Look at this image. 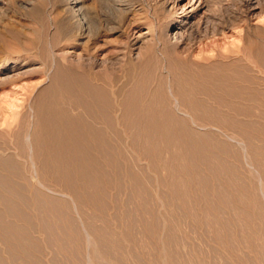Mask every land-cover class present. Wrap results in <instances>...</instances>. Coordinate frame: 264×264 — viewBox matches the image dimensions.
Returning a JSON list of instances; mask_svg holds the SVG:
<instances>
[{"label": "rangeland", "instance_id": "rangeland-1", "mask_svg": "<svg viewBox=\"0 0 264 264\" xmlns=\"http://www.w3.org/2000/svg\"><path fill=\"white\" fill-rule=\"evenodd\" d=\"M117 1L85 0V4L95 9L99 20L112 15L120 17L118 29L124 28L126 32L106 33L105 40L110 43L105 47L124 49L129 42L130 52L121 49L108 53L106 49L95 57L85 54L74 40L58 34L57 13H70L67 0H0V166L5 170L7 185L20 186L17 194L7 187L21 203L10 207L9 213L18 214L19 218L23 215L18 221L14 217L6 222L0 218V226H7L0 238L6 234L7 238H14V234L16 238L23 237L27 222L39 218L46 223L51 216L53 221L78 228L75 227L76 233L71 229V238L81 236L87 241L86 235L95 232L97 242L107 234L103 222L116 228L125 221L127 224H119L125 227L121 230H131L136 235L130 232L135 237L133 244L110 239L125 246L126 250L117 253L124 256L118 257L119 264L120 260L128 264H264V0ZM77 2L72 0L70 7ZM202 2V8L192 12L196 3L198 6ZM123 13H130L129 22L122 20ZM86 59L93 60L96 70L103 76L108 72L110 78H122L125 64L132 61L138 75L128 89L142 85L141 92L152 91L156 95L162 87L173 101L167 104L166 127L157 131L166 134V139L153 144L124 142L120 146L126 154L119 146V156L115 158L124 165L120 162L115 172L112 164L102 163L106 173L103 177L88 176L92 180L89 183L96 184V188L91 184L94 187L88 191L76 187L77 180L70 174L47 170L43 159L29 154V148L23 153L19 147L27 139V124H34L36 101L46 96L53 84L59 60L86 63ZM178 89L182 93L181 106L176 108L173 96ZM4 100L15 101L13 110L17 114L8 110ZM9 114L12 119L7 123L4 119H9ZM127 131L138 133L136 128ZM183 157L186 161L192 157L193 163L184 162ZM127 167L132 173L129 177L122 169ZM98 178L105 184L98 182ZM73 185L78 192L73 191ZM144 220L150 223L146 225L152 228V235H144ZM133 223L134 231L130 227ZM160 238L162 245L171 250L167 259L157 256L156 240ZM29 239L25 241L29 247L26 252L38 253L34 246L43 244L42 239ZM2 241L0 264H7L16 251Z\"/></svg>", "mask_w": 264, "mask_h": 264}, {"label": "bare ground", "instance_id": "bare-ground-1", "mask_svg": "<svg viewBox=\"0 0 264 264\" xmlns=\"http://www.w3.org/2000/svg\"><path fill=\"white\" fill-rule=\"evenodd\" d=\"M71 1L72 0H67V3H66L68 8L70 9L69 10L70 13H64V14L57 13V14H59L57 16V21H56V23H57L56 28H58V30H59L58 34L61 33L66 39L74 40L75 43H77V45L79 47H81L82 51L87 55H91V56L96 57L100 53L104 52V50H106V49L108 50V53H114L116 51L118 53L119 51H121L122 48L118 49V47H109V48L105 47L107 44L109 45V43H110L108 38H107L108 39L107 41L105 40L106 33H108V32L109 33H118L119 32V33H121V35L123 34V31L125 29L124 28L118 29L119 28V26H118L119 22L118 21H120V17L118 18L116 15H112L109 18L103 17L104 20H102V19L99 20L97 18V13H95V11H94L95 9H92L91 7L88 8L85 4V0H78L77 4L74 5L73 7L72 6L70 7ZM118 2H119V0L117 1V3ZM202 4H203V2L197 6V3H196L195 8L192 10V12L200 10L202 8ZM185 6L186 5H184V7ZM184 7H183V9H184ZM0 9H2L1 5H0ZM122 10H124V9H122ZM125 11H128V9H125ZM129 14L130 13H123L124 16L121 15V16H123L122 20H125V19L127 20L128 19L127 17ZM128 22H129V19H128ZM185 23H187V22H185ZM128 25L130 27L129 23H128ZM170 25H172V23H170L169 26ZM124 32H126V31H124ZM127 39H128V37H127ZM125 43H126V41H125ZM130 44H132V43L127 42L126 46H124V49L129 51V49L131 48ZM124 49H122V50H124ZM128 53L127 54L125 53V55H128ZM92 59H94V58H92ZM127 59H130V58L127 57ZM86 60H84V61H86V63H84V62H81V63L80 62H70L69 60L68 61L67 60H65V61L59 60L58 66H57L58 69L56 71V74L54 75L53 84H52L51 88L48 89L49 90L48 93H45L46 96H43V98H40V100L38 99V101H36V104L34 106L35 115H33L35 117V121H33L34 124H32L31 122H29L27 124V126H26V128H28L27 139H25V142H22V143L20 142L21 146H19V147L21 148L23 153H26V150L29 148L28 149L30 152V153L28 152L29 154L33 153L32 155L35 158L43 159V161H45V165H46L45 168H47V170H49L51 172H55V173H60V174L62 172L70 174V176L76 178V180H77L76 181L77 183L75 182L76 187L84 189L85 191L86 190L88 191V189L91 190V186L94 187L96 184L95 183H89V181H92V180L90 177H89V179L87 177L92 176V175L103 177V175L106 173V170H107V168L105 169L104 167H102L103 164L104 165H105V163L112 164L115 167V172H117V170H119V164L121 161L119 160L120 162L118 161L119 162V164H118L116 162L117 160L115 158H116V155L119 156L118 151H119V146L121 144H123L124 142L140 143V144L142 142H144V143L145 142H147V143L151 142L153 144V143L159 142L162 139H166V134L165 135H161L162 133L157 134V133H159L157 131H161V129L163 131V127H166L167 122H168V121L166 122V120H168V118L166 117L168 115V114L166 115L167 106L170 105L169 103H171V102L173 103V101H170L169 100L170 98L168 99L169 96L167 97V94L165 93L164 89L162 91V87H160V89H158L159 91H157L158 94L156 93V95L152 91H151L152 93L151 92H145V91L141 92V89L144 90V87L140 89V87L142 85L137 86V88L139 87L138 88L139 90L138 89H135V90L128 89V87H129L128 84L130 82L135 81L136 77L138 75L137 74L138 69L131 63L132 61L131 62L127 61V63L125 64V70L123 71L124 75L122 78L119 75H118L119 77L117 75H115V76H112L110 78V77H108V74H109L108 72L106 73L107 76H103L100 72H98L96 70L97 65L93 60H90V59L89 60L86 59ZM97 64H99V63H97ZM113 64H115V63H113ZM103 66H106V65L104 64ZM108 67L106 66L105 68H108ZM113 67L115 68V66H112V68ZM108 69L111 70V68H108ZM133 83H135V82H133ZM138 84H139V82L137 83V85ZM178 90H176V91H178ZM178 92H180V90ZM178 92L175 93V95L173 96L175 99L174 105L176 106V108L177 107L179 108L181 106L180 96L182 95V93L181 92L178 93ZM209 93H211V92H208L207 94L209 95ZM179 94H181V95H179ZM186 94H188V93H186ZM194 95H193V97H195ZM5 100H6V98H5ZM5 100H4V102L6 104V102L8 100L7 101H5ZM11 101L7 102V108L11 113H13V115H15V114H17V112H15L13 110V107L16 104H15V101L14 102L13 101L11 102ZM4 102H3V104H4ZM208 102L211 103L210 101H208ZM182 103H184V102H182ZM203 104H205V100H204ZM206 105H209V104H206ZM171 109H170V111H171ZM9 115H10L9 119H8V117H5V119H4L5 122H7V123H9L10 119H12V114H9ZM31 117H32V114L30 115V118ZM1 121L3 122V120H1ZM12 122H13V120L11 121V123ZM31 128H32V130H30ZM134 128L137 129V131H138L137 134L128 133L127 130H131ZM121 130L123 132H121ZM184 144H186V143H184ZM184 144H182V146ZM178 145H180V144H178ZM178 145H177V147H178ZM187 145L188 144H186L185 146H187ZM182 146L180 148L183 151L184 149ZM185 146H184V148H185ZM187 147H189V146H187ZM20 148H19V150H20ZM170 148H175V147H170ZM190 148L192 150V147H190ZM190 148H188V149H190ZM188 149H186L187 151H185V152L188 153V151H189L190 152L189 154L194 155L193 154L194 152L192 153ZM193 149H195V148H193ZM169 150L172 151V149H169ZM196 151H197V149H196ZM121 152L124 153L126 151L124 150V152H123V149L121 147ZM124 154H126V153H124ZM182 155H183V152H182ZM187 155H185V156H187ZM24 156H26V155H24ZM184 158L185 157H183L181 159L184 160ZM187 158H188V156H187ZM39 161L42 162V160H39ZM181 161L179 164H181ZM175 162H179V161H175ZM184 162H190V163L192 162L193 163L192 157L190 159H187V161L184 160ZM37 163H38V161H37ZM121 164L124 165L122 162H121ZM194 166H196V165H194ZM194 166H191V167L193 168ZM109 167H111V166H109ZM36 168H38V167H36ZM163 168L164 167H162V169ZM122 169L124 170L123 171L125 173L124 175H126V174H127V176L132 175V173L129 172L130 171L129 168L127 170L124 168H122ZM159 169H160V167H159ZM169 169H170V167H169ZM171 169H173V168H171ZM111 170L112 171H110V170L109 171L113 172V169H111ZM134 170H136V169H134ZM3 171H5V170L3 169L2 166H0V216H3L0 218H4V220H5L4 222H6V220L11 218V217L12 218L14 217L13 220L18 221L20 219H23V215H21L22 218H19L18 214H15L14 216H12V214L9 213V210H10L9 208L10 207L15 208L21 204L18 200L19 198L17 199L18 196L16 195L17 194L16 191L20 190V188H19L20 186L19 187L15 186L17 189L14 186H13L14 188H10V185L9 184L7 185V182L4 181V178L6 179L7 176L6 177L4 176ZM42 171H44V169ZM45 171H46V169H45ZM131 171H133V170H131ZM116 174H115V176L113 174V176L115 178H117ZM121 174H123V173L121 172L120 175ZM5 175H7V174H5ZM120 175H118V176L121 177L122 175L121 176ZM130 178H132V176ZM99 179H102V178H98V182H100L102 184V182H104V181L101 182V180H99ZM147 179L148 178H145V180H147ZM63 180H65V179H63ZM118 180H120V178ZM95 181H97V180H95ZM147 181H146V183L148 184ZM70 182H73V181H71V179H70ZM70 182L68 181V183H70ZM106 182H108V181H106ZM68 183H67V185H68ZM75 183H74V185H75ZM141 183H142V185H144L143 181ZM91 184H93L94 186ZM103 184H105V183H103ZM18 185H20V184H18ZM74 185L72 188L76 189V187ZM102 185L100 188H102ZM63 186H64V183H63ZM7 187L12 189V190L15 189V191L14 190L13 191L16 194L14 195L13 194L14 192H11L10 190H8ZM97 187L99 188L98 185H97ZM129 187H130V185H129ZM132 187H134V186H132ZM144 187L146 188L145 185H144ZM18 188H19V190H18ZM94 188H96V186ZM98 188H97V190H98ZM70 189H71V186H70ZM147 189L148 188H146V190ZM100 190H102V189H100ZM73 191L75 192V191H77V189L73 190ZM6 192H7V194L8 193L12 194L13 196H15V198H9L10 195L8 194L9 195V197H8V195H6ZM19 193H18V195H19ZM80 195H81V193H80ZM27 205H29V204H27ZM37 206H38V204H37ZM35 207H32V208H35ZM18 208H21V206H19ZM38 208H41V207H37V209ZM50 210L51 209H49V211ZM102 210H104V209H102ZM33 211L36 212L38 210H36V211L33 210ZM14 212H16V211H14ZM34 214H36V213H34ZM48 215H49V213H48ZM36 216H37V214H36ZM42 216H43V214L41 215V218H43ZM34 218H35V216H34ZM38 219H36V221H35V219H33L34 222L33 221L27 222V223H29V225H27V227H26V233L24 232L25 233V235H24L25 237L23 236L24 238L23 237H20V238L17 237L16 238L15 234H14L15 237L12 235V237H14V238H10V236H9V238H7V236H6L7 234L4 237L5 233L2 230L7 226L4 227L5 224L3 226H0V233H1V231L4 233L3 235H1L4 238H0L1 239L0 242L3 240L4 243L7 245V247L16 251L15 255H13V253H11L12 250H9V252L11 253V255L10 254L9 255L11 257H9L8 255H7V257H9L11 259H9L10 261L6 260L7 262H5V263H7V264H11V263L12 264H22V263L23 264H34L35 262H37L35 264H119V259H121L124 256L119 255L121 258H118L119 256L117 255V253L120 250L124 251L123 249H125L124 248L125 246H123V242L124 241H131L130 243L133 244L132 241L135 240L134 234L136 235V232L135 233L131 232V230H130V232L134 233V234H131L130 232L128 233V231H126L127 232L126 233V232H124V230H121V229H123L121 227H124V226L120 227V225L121 224L123 225L124 223H126L125 221L121 224L119 222L120 225L117 222V224L120 227V232H118L116 230V229L119 230V228H117L118 225L116 228H113L112 223L103 222L104 223L103 226H106V231H107L106 233L107 234H106V236H104V235L100 236L99 235L100 236L99 241L101 243L98 244L97 242H99V241L97 240V242H96V240H95V238H96V236L94 235V234H96L95 232L93 234L91 233L92 236H95L94 237L95 242L93 241L91 234H87V235L85 234L87 241L84 240L85 237H81V236H79L78 239L77 238L74 239L76 236L75 237L72 236L73 238H71L70 233H71L72 228H74L73 230L76 233V231H75L76 226L74 225V223H73V225L75 227L71 226L72 225L71 223L69 224V223H65V222L53 221L51 216H50L51 220H49L46 223H43V221H42L43 219L41 220V222ZM0 221H1V219H0ZM2 221H3V219H2ZM37 221H39V222H37ZM44 221H45V219H44ZM145 221L146 220H144V222L143 221L141 222V223H143L142 225H144L143 230L141 229L143 232H145L144 235L151 233V229H152V228L150 229V227L147 226V225H150V223L149 224L145 223ZM10 222H8V224H10ZM12 223H11V225H12ZM81 225H83V228H85L84 223ZM133 225H134V223L131 224L130 227L132 228ZM114 226H116V224ZM158 226L160 227V224H158ZM86 227H87V225H86ZM101 228H103V227H101ZM89 229H91V227ZM132 229L134 231V228H132ZM77 230H78V228H77ZM93 230H94V228H93ZM90 232H92V231H90ZM88 233H89V231H88ZM152 233L150 235H152ZM73 235H75V234H73ZM19 236H21V234ZM146 236H149V235H146ZM29 237H31V239L33 238L35 240L36 239H40V240L42 239L41 241H43L42 242L43 244H41V245L38 244L39 246L35 244L37 247L34 246V248H36L38 253L37 252L36 253L31 252V251L29 253L26 252V250H29V247L25 244L26 243L25 241H29L30 240ZM97 237H98V235H97ZM112 238L113 239H121L123 242H122V244H120L116 240L113 243L110 240ZM91 242L94 246V249L91 246ZM110 242H112V243H110ZM183 242H185V241H183ZM183 242H182V244H183ZM94 243H96V245H94ZM91 247H92V250H91ZM156 247H157V251H158L157 252L158 254L157 253L156 254L159 257L161 256V257H164L165 259H167L168 255L171 254V250L169 249V247H165L164 245H162L161 238L158 241L156 240ZM105 248H107V249L104 250ZM167 249L169 250V253L167 252ZM22 250H24L25 252H21ZM186 250H188V249H186ZM178 252H180V254H181V251H178ZM123 262H121V260H120L121 264H123ZM199 262H201V261H199ZM124 263H126V262H124ZM126 264H128V263H126Z\"/></svg>", "mask_w": 264, "mask_h": 264}]
</instances>
